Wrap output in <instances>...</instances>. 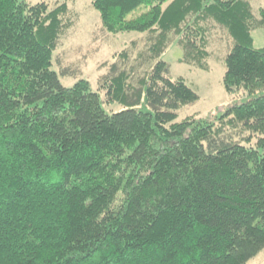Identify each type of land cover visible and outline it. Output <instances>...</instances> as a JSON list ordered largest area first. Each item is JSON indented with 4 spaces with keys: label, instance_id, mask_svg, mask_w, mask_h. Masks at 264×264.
<instances>
[{
    "label": "trees",
    "instance_id": "16d2710c",
    "mask_svg": "<svg viewBox=\"0 0 264 264\" xmlns=\"http://www.w3.org/2000/svg\"><path fill=\"white\" fill-rule=\"evenodd\" d=\"M102 30L148 37L143 76L117 64L99 91L54 53L68 4L0 0V264H248L264 251V29L248 0H92ZM233 40L215 121L162 60L207 70L208 33ZM117 56L127 61V52ZM104 91V96L100 93ZM118 104L115 113L106 105Z\"/></svg>",
    "mask_w": 264,
    "mask_h": 264
},
{
    "label": "rangeland",
    "instance_id": "374dc122",
    "mask_svg": "<svg viewBox=\"0 0 264 264\" xmlns=\"http://www.w3.org/2000/svg\"><path fill=\"white\" fill-rule=\"evenodd\" d=\"M34 5L41 2L48 3L54 8L62 3L68 4L70 13L66 22H71V27L60 41V45L54 53V69L61 73L69 69L74 77L63 79L66 87L74 85L78 80L84 79L90 82L92 89L99 91L101 78L110 73L112 65L117 64L120 70L134 68L135 77L143 76L152 62L139 60L140 54L148 49V37L145 34L127 33L111 35L102 30L100 15L92 7V0H26ZM250 1L255 16L261 18V10L264 9V0ZM206 59L207 70L196 65L182 64L179 60L183 57V50L176 43L162 56L171 68L173 79L183 78L187 84L200 96V101L193 106H188L179 111L178 121L188 117L215 121L225 109L240 102L244 97L243 92L228 95L223 85V77L226 72L225 59L233 47V40L226 31L220 27H211L207 35ZM255 47L264 48V29H259L253 34ZM127 52L129 59H120L118 54ZM102 96L104 91L100 90ZM111 112H119L123 108L118 104L106 105ZM248 264H264V251Z\"/></svg>",
    "mask_w": 264,
    "mask_h": 264
}]
</instances>
